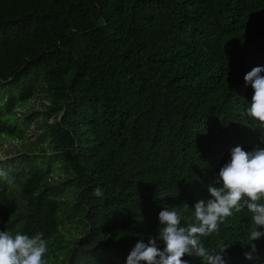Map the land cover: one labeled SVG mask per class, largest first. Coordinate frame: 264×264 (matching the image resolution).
I'll use <instances>...</instances> for the list:
<instances>
[{
	"label": "trees",
	"instance_id": "1",
	"mask_svg": "<svg viewBox=\"0 0 264 264\" xmlns=\"http://www.w3.org/2000/svg\"><path fill=\"white\" fill-rule=\"evenodd\" d=\"M257 66L264 0H0V231L43 233V264H126L163 209L192 223L230 150L264 148L244 115ZM252 226L233 210L201 242L264 264Z\"/></svg>",
	"mask_w": 264,
	"mask_h": 264
},
{
	"label": "clouds",
	"instance_id": "2",
	"mask_svg": "<svg viewBox=\"0 0 264 264\" xmlns=\"http://www.w3.org/2000/svg\"><path fill=\"white\" fill-rule=\"evenodd\" d=\"M264 67H254L244 76L253 89L250 105L244 115L254 122L253 128L264 130ZM214 185L208 186L210 198L194 205V221L181 225V216L168 208L158 215V234L150 236L147 243L138 241L126 258V264H189L185 255L201 258L202 264H227L224 254L231 246L223 241L219 251H212L201 242L219 231V225L235 212L246 208L251 214V252L245 253L248 260L255 259L256 245L264 237V148L245 151L241 146L230 150V160L219 170ZM94 195L101 197L97 188ZM43 233L28 236L17 232L0 231V264H43L48 252ZM163 243V248L160 244Z\"/></svg>",
	"mask_w": 264,
	"mask_h": 264
},
{
	"label": "rangeland",
	"instance_id": "3",
	"mask_svg": "<svg viewBox=\"0 0 264 264\" xmlns=\"http://www.w3.org/2000/svg\"><path fill=\"white\" fill-rule=\"evenodd\" d=\"M41 109H42V107H41L40 98H37V99H34V100H32L30 102V104L26 108V111H29V110H41ZM32 129H33V126H32ZM30 132L33 134L32 131H30ZM39 136H40V134H34L31 139L33 141H38L39 140ZM11 150L9 149V146H8L7 142H4V141L0 140V161L1 160H6L9 157L13 156L14 152L12 151V154H10ZM66 223L69 226L71 225L69 222H66Z\"/></svg>",
	"mask_w": 264,
	"mask_h": 264
}]
</instances>
